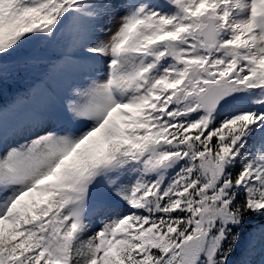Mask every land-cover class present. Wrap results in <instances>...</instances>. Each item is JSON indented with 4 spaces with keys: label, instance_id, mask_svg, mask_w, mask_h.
Listing matches in <instances>:
<instances>
[{
    "label": "snow or ice",
    "instance_id": "1",
    "mask_svg": "<svg viewBox=\"0 0 264 264\" xmlns=\"http://www.w3.org/2000/svg\"><path fill=\"white\" fill-rule=\"evenodd\" d=\"M31 68L0 264H264V0H0V83Z\"/></svg>",
    "mask_w": 264,
    "mask_h": 264
},
{
    "label": "trees",
    "instance_id": "2",
    "mask_svg": "<svg viewBox=\"0 0 264 264\" xmlns=\"http://www.w3.org/2000/svg\"><path fill=\"white\" fill-rule=\"evenodd\" d=\"M38 45H32L30 48H35V47H37ZM42 48V47H41ZM44 50V49H43ZM36 52V49H33V52ZM45 51V50H44ZM25 53L26 54H31L32 52H31V50H29V49H25ZM38 55H40V53H38ZM48 55H50L48 52L47 53H45L44 55H42L41 57H43V58H47V56ZM35 72V73H34ZM39 73V69H36V68H31V69H28V70H25V71H22V72H20V74L22 75L21 76V78H19V79H22V77L24 76L25 77V79H26V75L27 74H29V75H32V77H35V78H37V76L39 75L38 74ZM28 79V78H27ZM34 81V80H33ZM1 96H3L4 98H8V95H7V92H6V90L5 89H1L0 88V98H1ZM10 99V98H9ZM8 99V100H9Z\"/></svg>",
    "mask_w": 264,
    "mask_h": 264
},
{
    "label": "rangeland",
    "instance_id": "3",
    "mask_svg": "<svg viewBox=\"0 0 264 264\" xmlns=\"http://www.w3.org/2000/svg\"><path fill=\"white\" fill-rule=\"evenodd\" d=\"M111 27H112V29H113V31L115 30V22L111 25ZM105 39H106V37H104ZM256 259L258 260L259 259V256L258 257H256Z\"/></svg>",
    "mask_w": 264,
    "mask_h": 264
}]
</instances>
